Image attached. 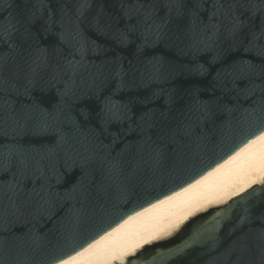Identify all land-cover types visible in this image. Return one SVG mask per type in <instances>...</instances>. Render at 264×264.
<instances>
[{"label":"water","instance_id":"1","mask_svg":"<svg viewBox=\"0 0 264 264\" xmlns=\"http://www.w3.org/2000/svg\"><path fill=\"white\" fill-rule=\"evenodd\" d=\"M264 135V0H0V264H57ZM117 264H264V184Z\"/></svg>","mask_w":264,"mask_h":264},{"label":"bare ground","instance_id":"2","mask_svg":"<svg viewBox=\"0 0 264 264\" xmlns=\"http://www.w3.org/2000/svg\"><path fill=\"white\" fill-rule=\"evenodd\" d=\"M264 184V135L172 196L57 264H117Z\"/></svg>","mask_w":264,"mask_h":264}]
</instances>
